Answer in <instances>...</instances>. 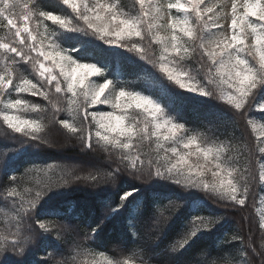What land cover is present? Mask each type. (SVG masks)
Listing matches in <instances>:
<instances>
[{"label": "snow or ice", "instance_id": "snow-or-ice-1", "mask_svg": "<svg viewBox=\"0 0 264 264\" xmlns=\"http://www.w3.org/2000/svg\"><path fill=\"white\" fill-rule=\"evenodd\" d=\"M58 3L66 6L59 14L38 7L33 0H0V28L7 33L0 39V121L36 146H52L43 135L51 125L76 137L84 151L103 144L106 151L117 150L120 160L111 171L97 170L87 176L69 173L60 183L34 194L33 190L22 195L14 187L6 189L3 196L11 201L17 231L10 233V241L5 237L0 250L17 248L25 219L49 232L35 220L34 210L53 187L114 183L123 171L140 180L159 177L199 188L213 203L242 211L252 184L264 185V132L250 142L245 136L221 140L210 135V128H189L180 122L178 112L170 114L174 111L171 97L165 105L161 98L109 79L105 68L84 62L85 57L77 59L63 48L57 35L63 29L127 49L156 70L165 96L170 91L177 96L191 92L223 101L231 107L237 127L243 121L255 128L250 118L253 106L264 113V0H134L132 11H125L120 0ZM48 21L55 27L50 29ZM172 85L184 91L177 92ZM25 94L46 103H31L23 98ZM102 106L111 110H101ZM26 113H36L38 118ZM145 144L154 145L152 153L141 151ZM52 167L33 165L31 170ZM16 181L12 176L9 183ZM132 191L121 195L117 208ZM180 206L173 200L167 207L174 213ZM114 211L110 208L109 214ZM222 219L193 217L172 250H181L198 232ZM258 228L264 231V220ZM95 233L96 228H90L56 264H137L136 252L112 259L87 247ZM238 239L243 257H258L264 264V243L258 250L251 236L247 241L243 236ZM246 264L255 262L246 260Z\"/></svg>", "mask_w": 264, "mask_h": 264}, {"label": "trees", "instance_id": "trees-1", "mask_svg": "<svg viewBox=\"0 0 264 264\" xmlns=\"http://www.w3.org/2000/svg\"><path fill=\"white\" fill-rule=\"evenodd\" d=\"M33 2L57 14L62 7L66 8L58 0ZM120 3L125 11L133 10L134 0H120ZM47 23L50 29L55 27L51 21ZM6 36L5 30L0 28V39ZM57 41L75 58L85 57L84 62L97 63L105 68V75L111 80L132 85L134 91L161 98L165 105L171 97L174 111L170 114L178 112L183 119L180 122L189 128H210V135L221 140L241 136L247 137L250 142L256 139L251 125L241 121L237 127L231 107L223 101L209 100L191 92L177 96L170 91L165 96L159 80L155 78L159 75L156 70L127 49L63 29L58 31ZM171 87L177 92L184 91L175 85ZM109 109V106L101 108ZM250 117L264 122V113L259 112L256 106H253ZM48 126L50 147L32 143L19 148L17 144L7 142V137L13 136L1 135L6 140L1 138L5 143L0 144V244L5 243V237L10 241L13 238L10 233L17 231L11 201L3 196L6 189L14 187L22 195L27 190H33L34 194L49 184L60 183L69 173L87 176L97 170L111 171L120 160L117 150L106 151L105 146L100 144L92 152L84 151L76 138L66 135L58 127ZM153 148L154 145L145 144L141 151L152 153ZM78 159L94 162L95 165H76ZM33 165L54 167L47 171H35L31 170ZM26 169L29 171L26 172ZM12 176L17 177L15 184L9 183ZM127 191H132L131 196L122 207L117 208L121 195ZM263 193L264 186L253 183L247 206L241 211L225 209L222 204L213 203L212 198L199 188H185L159 177L140 180L127 171H123L114 183L94 185L91 182H73L53 187L34 210L35 220L43 222L49 232L39 229L34 220L25 219L19 230L20 244L15 249L6 247L0 250V264H56L69 254L72 243L81 241L90 228H96V233L87 247L97 253L104 252L112 259H122L136 252L137 264H143V261L148 264H246V260L260 264L258 257L242 256L238 238L243 236L247 241L251 236L258 250L264 243V231L258 228V206ZM173 200L180 202L181 206L170 213L167 206ZM110 208L115 209L111 214ZM195 216H219L223 219L211 229L198 232L181 250L173 251V246L179 244L186 226ZM157 221L161 222L159 227Z\"/></svg>", "mask_w": 264, "mask_h": 264}, {"label": "rangeland", "instance_id": "rangeland-1", "mask_svg": "<svg viewBox=\"0 0 264 264\" xmlns=\"http://www.w3.org/2000/svg\"><path fill=\"white\" fill-rule=\"evenodd\" d=\"M211 2L214 3L215 0H211ZM127 86L129 88L132 87V85H127ZM23 98L29 100L31 103H35V102L46 103L45 101H43V98H41V97H32L31 95H28V94H25V96ZM30 98H33V100H31ZM109 108H110V106H109ZM256 109L258 111H261L258 107H256ZM109 110H111V108ZM25 115L27 117H30V118H38V116H37L36 113H26ZM250 118L254 122L255 128H253V129H254V132L256 134V137H258V136H260L262 134V132H264V124L263 123H260V121L259 120H256L254 117H250ZM2 134L8 135V136H13V137H7L9 139V140H7V142H10L12 144H17L19 148H21L20 147L21 145L26 146L28 144L35 143L33 141H28V143L27 142H24L23 137L20 134L12 133V131L10 129H8L7 125L3 124V122L0 121V140H1L0 141V144L1 143L2 144L5 143L4 140H6L3 136H1ZM43 135H44V138L45 139H47V138L51 139L50 133H49V131H48L47 128H46V131H45V133ZM66 135H68V134L66 133ZM1 138H4V140H2ZM74 138H76V137H74ZM76 140H77L76 142L79 143V140L77 138H76ZM53 141H55V140H53ZM75 163H76V165L83 164V165H86L87 167H93L95 165L94 162H90L88 160H87V162H83L82 159H78L77 161H75ZM25 179H28V178H25ZM262 186H264V185H262ZM258 211H259L260 221L261 220H264V193L262 194V196L260 198V205L258 206Z\"/></svg>", "mask_w": 264, "mask_h": 264}]
</instances>
